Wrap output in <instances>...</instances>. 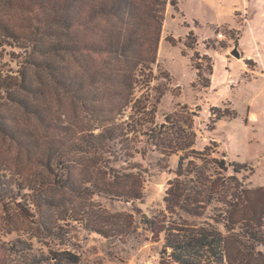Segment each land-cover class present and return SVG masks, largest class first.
I'll return each mask as SVG.
<instances>
[{
	"label": "trees",
	"instance_id": "trees-1",
	"mask_svg": "<svg viewBox=\"0 0 264 264\" xmlns=\"http://www.w3.org/2000/svg\"><path fill=\"white\" fill-rule=\"evenodd\" d=\"M167 5L174 0H0V49L25 53L17 76L0 71V135L17 150L0 164V204L23 212L21 203L29 204L35 223L53 236L60 228L48 210L66 206L71 216L64 221L105 240L129 235L136 214L150 240L162 242L157 264H264V188L245 184L251 168L220 150L177 157L159 215L96 212L87 202L95 196L128 205L143 198L144 160L157 152L153 133L160 125L138 119L132 128L128 115L137 79L156 62ZM211 69L212 63L210 75ZM44 94L56 103L52 121L45 120L53 108ZM6 107L48 134L39 137L5 118ZM77 155L85 156L84 165L70 164ZM24 160L33 167H22ZM48 254L53 264H80L67 248Z\"/></svg>",
	"mask_w": 264,
	"mask_h": 264
},
{
	"label": "rangeland",
	"instance_id": "rangeland-1",
	"mask_svg": "<svg viewBox=\"0 0 264 264\" xmlns=\"http://www.w3.org/2000/svg\"><path fill=\"white\" fill-rule=\"evenodd\" d=\"M178 1L179 9L189 12L188 21L177 6H166L156 62L137 79L132 101L136 103L128 115L132 128L138 119L160 125L153 133L157 147L152 150L157 152L148 151L144 160L143 198L125 205L92 196L87 202L96 212L103 208L110 213L134 215L138 209L148 216L159 215L164 207L166 183L174 178L177 157L191 151L210 154L220 150L229 161L251 168V173L243 174L245 184L264 188V0H211L218 5L233 3L236 9L229 18L220 17L210 25L204 22L208 10L199 1ZM192 17L203 19V23L190 20ZM218 33L222 39L216 38ZM235 46L239 59L230 56ZM24 54V50L1 48L0 66L8 67L0 70L2 74L17 76L16 72L24 68L18 65ZM247 57L251 61H245ZM45 97L53 108L45 120L52 121L57 115L56 103L49 94ZM1 114L7 119L16 118L39 137L48 134L44 127L40 131L37 120L24 119L18 111L6 107ZM136 135L134 131L129 133L133 153L139 149ZM9 141L0 135V164L15 158L17 150ZM187 146L182 154L181 148ZM34 157L40 155L34 153ZM69 160L75 167L80 162L85 164V156ZM22 167L33 165L24 160ZM76 175L83 178L82 173ZM25 205L21 203L27 213L13 204H0V264H53L48 253L60 247L75 253L80 264L158 263L162 242L150 240L151 235L136 214L129 235L105 240L64 221L71 216L68 207L49 209L47 217H52V226L57 231L60 228L53 236V232L47 234L40 229L30 205Z\"/></svg>",
	"mask_w": 264,
	"mask_h": 264
},
{
	"label": "crops",
	"instance_id": "crops-1",
	"mask_svg": "<svg viewBox=\"0 0 264 264\" xmlns=\"http://www.w3.org/2000/svg\"><path fill=\"white\" fill-rule=\"evenodd\" d=\"M196 1H199V4L204 5L205 8L208 10V13H207L208 18H206V20H204V22H206L207 25H210V23L217 22L220 17H228L229 18L230 13L232 14V12L236 9V8H233V7H235V5L233 3H229V2L222 3V5H218L217 3L213 2V1L211 2V0H196ZM174 2H175V6H177V8H178V11L181 12L182 15L184 16V18L187 19V21H188V17H187L188 15L187 14H189V12L181 11L179 9V1L178 0H174ZM231 7L233 8L232 11H231ZM189 19L194 20V21H198L194 17L189 18ZM202 20H200V21H202ZM200 21H198V23H203ZM223 23H226V22H223ZM245 61H251L250 57H247V59ZM251 114L252 113L249 114V117ZM257 186L260 187V185H257Z\"/></svg>",
	"mask_w": 264,
	"mask_h": 264
},
{
	"label": "water",
	"instance_id": "water-1",
	"mask_svg": "<svg viewBox=\"0 0 264 264\" xmlns=\"http://www.w3.org/2000/svg\"><path fill=\"white\" fill-rule=\"evenodd\" d=\"M230 56H232L235 59H239L240 58V53L237 51L236 46L231 50Z\"/></svg>",
	"mask_w": 264,
	"mask_h": 264
},
{
	"label": "built area",
	"instance_id": "built-area-1",
	"mask_svg": "<svg viewBox=\"0 0 264 264\" xmlns=\"http://www.w3.org/2000/svg\"><path fill=\"white\" fill-rule=\"evenodd\" d=\"M216 38H217V39H222V38H223V36H222V34H221V33H218V34L216 35Z\"/></svg>",
	"mask_w": 264,
	"mask_h": 264
}]
</instances>
